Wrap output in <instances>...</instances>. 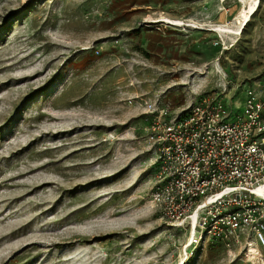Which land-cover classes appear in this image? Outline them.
<instances>
[{"label":"rangeland","instance_id":"obj_1","mask_svg":"<svg viewBox=\"0 0 264 264\" xmlns=\"http://www.w3.org/2000/svg\"><path fill=\"white\" fill-rule=\"evenodd\" d=\"M240 11L233 0H0V264H264L240 247L186 245L187 229L150 201L154 153L141 139L146 100L208 93L242 111L264 71V0L241 34L210 29Z\"/></svg>","mask_w":264,"mask_h":264},{"label":"built area","instance_id":"obj_2","mask_svg":"<svg viewBox=\"0 0 264 264\" xmlns=\"http://www.w3.org/2000/svg\"><path fill=\"white\" fill-rule=\"evenodd\" d=\"M250 80L237 112L208 93L176 107L146 100L141 139L154 153L150 201L172 225L187 229L186 244L240 247L255 263L264 261V71Z\"/></svg>","mask_w":264,"mask_h":264},{"label":"bare ground","instance_id":"obj_3","mask_svg":"<svg viewBox=\"0 0 264 264\" xmlns=\"http://www.w3.org/2000/svg\"><path fill=\"white\" fill-rule=\"evenodd\" d=\"M256 5H257L256 0H250L249 4H243L241 6V11L236 16V18L233 20V22L227 23V24H222V23L221 24H211L210 29L216 32L223 33V34L225 33L236 34V35L241 34L245 26L252 19V16L256 10ZM163 20H166L167 22L173 25H182L185 23L183 20H180V19L164 18ZM185 24L194 25L193 23H185ZM184 261H185V258L182 257V259L177 264H184Z\"/></svg>","mask_w":264,"mask_h":264}]
</instances>
